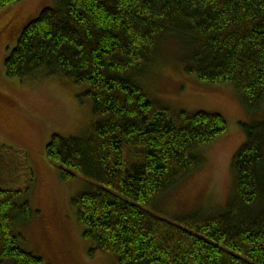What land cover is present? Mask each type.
I'll list each match as a JSON object with an SVG mask.
<instances>
[{"label": "trees", "instance_id": "16d2710c", "mask_svg": "<svg viewBox=\"0 0 264 264\" xmlns=\"http://www.w3.org/2000/svg\"><path fill=\"white\" fill-rule=\"evenodd\" d=\"M27 0H0V10ZM55 1V2H54ZM6 36L12 78L86 86L94 122L54 134L46 155L63 180L94 182L72 199L89 255L117 264H264V118L244 124L224 210L174 223L148 207L190 178L228 129L216 112L175 110L142 84L160 45L185 40V72L233 83L249 110L264 104V0H52ZM18 31V32H17ZM15 32V34H14ZM10 150L6 147L2 151ZM23 190L0 187V264H47L17 231L34 216Z\"/></svg>", "mask_w": 264, "mask_h": 264}, {"label": "rangeland", "instance_id": "374dc122", "mask_svg": "<svg viewBox=\"0 0 264 264\" xmlns=\"http://www.w3.org/2000/svg\"><path fill=\"white\" fill-rule=\"evenodd\" d=\"M55 2V1H54ZM52 0H27L0 10V187L23 190L34 210L21 219L17 231L24 249L47 264H117L112 253L89 255L72 199L94 182L78 175L63 180L59 168L46 155L54 134L77 136L94 122L86 86L62 77L21 79L6 73L5 57L13 49L18 27L37 15ZM14 37H7L10 26ZM18 32V31H17ZM186 44L179 36L164 41L143 88L175 110L209 111L225 116L228 129L204 150L203 165L190 178L160 197L148 209L174 223L198 213L224 210L232 192V159L245 142L244 124L264 118L249 110L233 83L212 84L185 72Z\"/></svg>", "mask_w": 264, "mask_h": 264}]
</instances>
